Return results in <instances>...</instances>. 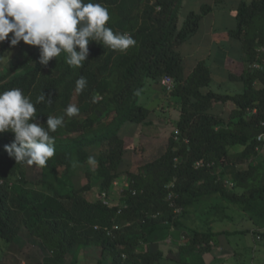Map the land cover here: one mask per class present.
I'll list each match as a JSON object with an SVG mask.
<instances>
[{
	"label": "trees",
	"instance_id": "trees-1",
	"mask_svg": "<svg viewBox=\"0 0 264 264\" xmlns=\"http://www.w3.org/2000/svg\"><path fill=\"white\" fill-rule=\"evenodd\" d=\"M182 1H145L143 9L137 10L141 0H95L109 9L108 23L113 30L128 32L137 43L120 52L91 41L88 60L81 68L65 64L63 53L44 66L39 63L38 46L23 41L16 46H10V40L0 43V91L20 88L33 101L44 93L51 104L36 105L40 123H46L49 115H62L74 95L84 112L65 116V126L51 133L56 138V153L41 169L36 189L27 178V164L17 163L4 149L14 133L0 134V239L12 242L26 227L51 254L45 264H64L65 254L70 253V264H78L79 253L89 246L100 249L97 264H122V253L128 262L152 264L160 253L142 251L143 244L167 226H185L188 214L203 206L207 210L198 214L202 224L230 218L225 211L235 205L255 225L253 233L264 228V166L250 164L233 173L234 188H228L216 173L233 155L241 160L255 155L260 144L257 135L264 132L259 124L264 119V0L241 1L235 10L236 27L228 32L241 42L243 64H248L241 72L229 73L230 79L243 83L235 94H220L210 88L212 72L205 60L185 73L179 46L197 33L212 6L203 4L199 12L190 11L178 26ZM16 48L21 59L9 67L1 66L2 54ZM80 75L87 78L88 85L77 93L75 81ZM164 75L175 81L168 93L180 106L173 121L178 132L171 133L158 158L145 162L136 172L121 170L124 126L153 124L149 118L152 109L139 104V99L146 85H161ZM227 101L236 106L228 121L207 112L214 103ZM106 117L111 118L105 121ZM90 147L99 149L94 182L100 194L105 192L108 204L84 196L90 184L77 189L72 181L79 166L89 162ZM197 161L203 165L196 167ZM85 174L89 177L90 172ZM122 175L127 176L128 186L121 188L118 202H114L112 188ZM171 191L175 193L174 206L165 200ZM175 208L180 213H175ZM114 226L118 229L113 230ZM190 233L189 248L199 244L198 250L209 251L210 240L224 232L191 229Z\"/></svg>",
	"mask_w": 264,
	"mask_h": 264
},
{
	"label": "rangeland",
	"instance_id": "rangeland-1",
	"mask_svg": "<svg viewBox=\"0 0 264 264\" xmlns=\"http://www.w3.org/2000/svg\"><path fill=\"white\" fill-rule=\"evenodd\" d=\"M147 2H153V0H145ZM144 0H141L139 7L137 10H142L145 4ZM189 3V2H188ZM195 3V2H194ZM210 2H208L209 4ZM182 3L179 12H178V26H180L185 19L187 13L190 11L199 12L200 3L193 4L190 2L188 5H183ZM236 5V4H235ZM216 6V5H215ZM159 10V9H157ZM136 11V8H135ZM138 12V11H137ZM135 13V12H134ZM208 23H212L210 19H205L203 21L201 27L199 28L197 34L194 38H191V42L194 44H198L200 42L211 43L212 37L208 32L209 27ZM207 24V25H206ZM218 28V35L221 34L220 24L219 22L216 24ZM209 33V34H208ZM222 36V35H221ZM239 43V47L241 48V42ZM182 47H186V51L191 50L193 46L190 45L189 41L184 43ZM181 47V48H182ZM204 50H200V52L193 56H187L189 58L185 59V66L189 69L195 63V61H199L205 59L206 56H203ZM263 50V48H260ZM180 51H183L180 49ZM243 52V51H242ZM244 55V53H243ZM21 54L18 51V48L6 51L2 54L1 57V66L9 67L10 64L16 62L21 59ZM245 57V56H244ZM226 67L228 69L237 72L240 70L241 65L239 66L237 63L231 64L230 61L226 63ZM214 66H212L213 73L212 78L217 80V82H225V71L221 74L218 72H214ZM242 68H248V64L244 63ZM226 69V68H225ZM231 81L227 82L226 86H212L215 92L220 94H235L241 91L243 87V83L240 81H235L230 79ZM233 81V82H232ZM256 85L260 86V83L257 81ZM211 88V87H210ZM71 103L77 105V97L73 96ZM139 104L144 105L145 107L152 109V113L150 115V119H152V125H134V124H126L125 130H123L122 134L124 137V154L122 160L121 170L130 169L132 172H136L138 167L144 164L145 162L153 161L155 158H158L167 148L168 138L175 128L173 127V121L178 118V113L180 110L179 104L176 103L174 98L170 93L162 90L161 85L152 83L150 85H146L140 95ZM236 106L233 102L227 101L225 103L217 102L212 105V107L207 111L210 114L215 116L224 118L226 121L229 120L230 113L234 110ZM253 111H251L252 113ZM84 112H79V115H83ZM250 114V113H249ZM77 115V116H79ZM111 117H106L105 121H109ZM237 120V118L235 119ZM236 150H241L236 148ZM90 156L95 157V163L87 162L85 165L79 166V174L72 178L74 182V186L77 189L84 188L88 184L91 185L90 188L85 189L83 194L84 196L93 201L97 199L103 200L104 197L102 193L100 194V188L98 183L94 178L96 177V169L98 166V148L90 147L88 148ZM233 152V151H232ZM176 163L178 160L175 161ZM261 163L264 166V142L260 143L257 146V153L255 155L250 156L247 159L241 160L237 155H233L228 165L220 166L216 173L223 180V183L228 188H234V182L231 179V176L236 171L244 170L250 164ZM27 178L32 182V187L35 189L39 186L40 176H41V167L36 165L29 166L27 165ZM85 172H90L89 177L86 176ZM262 176H264V169L262 171ZM117 185H113L116 188H112L114 197H116L114 202H118V194L120 193L121 188H127L128 186V178L126 175H122L120 179H118ZM18 185V184H17ZM169 188L173 186V184L168 185ZM31 187V188H32ZM67 187V186H66ZM64 187V188H66ZM67 190V189H66ZM104 192V191H102ZM238 192H241L238 190ZM107 198V197H106ZM175 193L173 191L169 192L166 196V201L169 206H174ZM213 202H221V200L211 199ZM210 201V200H209ZM220 203V204H221ZM173 204V205H172ZM204 207V208H203ZM201 210L204 212V209L207 210V207L203 206ZM175 213H180L176 212ZM230 218H226L224 220H219L214 223L213 228H221L225 230H234V229H243L249 230L245 233L228 235L227 239L229 240L231 247V251H229L230 255L224 257L217 264H264V228L257 232V234L252 231L255 229V225L245 216L243 212L240 211L238 206H228L225 211ZM190 222V221H188ZM203 227V226H202ZM201 227V228H202ZM172 228L171 226L165 227V231ZM204 229V228H202ZM259 237V238H256ZM226 239V240H227ZM144 245V244H143ZM201 246H205L202 244ZM195 249L198 248L195 246ZM143 251V248L141 249ZM203 251V250H202ZM204 253L206 250L203 251ZM209 252V251H207ZM228 253V252H227ZM177 254V253H175ZM51 254L49 251L43 246L42 242L38 237H35L31 234L29 229L26 227H22L14 240L12 242H6L0 239V264H45L50 258ZM101 252L98 247L89 246L83 249L79 253V263L78 264H97L100 258ZM73 254H65L64 264H70L72 261ZM174 258H178L177 255ZM121 258L122 264H134L133 262H128ZM141 264V263H137ZM172 264V263H171ZM180 264V263H175ZM184 264V263H182Z\"/></svg>",
	"mask_w": 264,
	"mask_h": 264
},
{
	"label": "clouds",
	"instance_id": "clouds-1",
	"mask_svg": "<svg viewBox=\"0 0 264 264\" xmlns=\"http://www.w3.org/2000/svg\"><path fill=\"white\" fill-rule=\"evenodd\" d=\"M110 19L109 9L95 0H0V43L7 39L10 46L21 41L38 46L39 63L44 66L63 53L65 64L81 68L88 60L91 41L120 52L136 45L128 32L114 31ZM87 85V78L80 75L75 91L81 93ZM44 102L51 104L44 93L33 101L20 88L0 91V134L14 133L4 149L17 163L46 167L56 153V138L51 133L65 126V116L71 118L80 112L76 104L69 103L62 115H49L46 123H40L36 105ZM257 139L264 140V133ZM88 161L96 162L93 156Z\"/></svg>",
	"mask_w": 264,
	"mask_h": 264
},
{
	"label": "crops",
	"instance_id": "crops-1",
	"mask_svg": "<svg viewBox=\"0 0 264 264\" xmlns=\"http://www.w3.org/2000/svg\"><path fill=\"white\" fill-rule=\"evenodd\" d=\"M241 1H248V0H217V1L216 0H183L182 1V3L184 2L183 5H188L190 4V2L195 4L197 2V4L200 3L199 6L201 7V5L208 4V2H210L209 5L212 6V11L208 15L202 18L199 26L200 28L203 21H205V19L207 18L210 19L212 23H208V25L207 24L206 25L209 27L208 32L212 37L211 38L212 42L209 44L207 42L204 44L203 42L194 44L193 42H191L190 39L189 43L193 47L191 50L188 51L185 50L186 47H182L184 43L179 46V51L180 49L182 50L183 48V51H180V53L182 55L183 64L185 67V73L188 74L189 72H191V70L198 62L196 60L195 63L192 65V67H189L188 69L185 66L186 63L185 59L189 58L187 56L196 55L202 49H205L203 56H206L205 59L202 60H205L207 62L212 73H213V69H212L213 65H215L214 72L219 71V73L221 74L222 72L224 73L225 71V82L221 84V82H217V80H214L212 78V82L210 86L211 89H213L212 86L214 87L221 85L226 86L227 82L231 81L229 77V73L234 71L233 70L231 71V69H228L226 67L227 66L226 63L228 61H230L231 64L237 63L239 66L241 65L240 70L238 72H241L243 69L242 66H243L244 55L242 49L239 47V43L237 42V40L231 38L228 34L229 30H233L236 27L235 10ZM218 22L220 24L219 31L221 30V34L219 35L217 34L218 28L216 25ZM194 36L192 37V39L194 38ZM201 211L195 210L194 212L192 211V213L188 214L185 220L186 223L185 226L172 227L167 231L163 229L159 231L157 234H153L150 237V239L144 243L143 245L144 252L150 254L160 253V256L157 259H155L152 264H171V263L172 264L175 263L217 264L224 257L231 254L229 251H231L232 248L228 246L230 245V243L227 237L228 235L240 234V233H236L237 231H239V229H234L232 231L221 228L214 229L213 226L216 221L212 222L211 224L208 223L202 224L201 223L202 219L200 218L199 220L198 218V214ZM201 227L204 229H202ZM191 229H198L201 231H207L208 229H211L214 232L223 231L224 233H221L218 236H216L214 240L213 239L210 240L209 243L210 250L209 252L206 251L204 253L203 251H200L198 249L196 250L195 248L194 249L189 248L191 237L193 236V233H190ZM202 244L205 245V243ZM195 246L199 248L200 245L196 244ZM175 255H177L178 258H174Z\"/></svg>",
	"mask_w": 264,
	"mask_h": 264
},
{
	"label": "built area",
	"instance_id": "built-area-1",
	"mask_svg": "<svg viewBox=\"0 0 264 264\" xmlns=\"http://www.w3.org/2000/svg\"><path fill=\"white\" fill-rule=\"evenodd\" d=\"M157 9H159V7H157ZM6 40H7V39H6ZM6 40H5V41H6ZM253 67H255V68H261V66H260L259 64H254ZM160 83H161L162 87H163L167 92H171V91L174 89V87H175V81H174V79H173L171 76H169V75H164V76L161 78ZM255 111H256V109L253 110V112H255ZM259 124H260V126L264 127V119L260 120ZM177 132H178V131L175 130V133H177ZM262 133H264V132H262ZM260 134H261V133H260ZM258 135H259V134H258ZM258 135H257V136H258ZM257 140H258V139H257ZM258 142L262 143V142H264V140H258ZM175 160H177V159H175ZM202 165H203V164H202L200 161H197V162L195 163V166H196V167H200V166H202ZM102 195H103V197H104L103 202H104L105 204H108V200H107V198H106L105 192H103ZM172 205H173V204H172ZM175 211H176V212H179L180 209H179V208H175ZM114 229H118V226H114V227H113V230H114ZM113 230H112V231H109V234H113ZM258 238H259V237H258ZM121 258H122L123 260H126V259H127V255H126L125 253H122V254H121Z\"/></svg>",
	"mask_w": 264,
	"mask_h": 264
}]
</instances>
